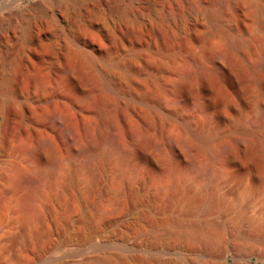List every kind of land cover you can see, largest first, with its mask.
Masks as SVG:
<instances>
[{"label": "rangeland", "instance_id": "374dc122", "mask_svg": "<svg viewBox=\"0 0 264 264\" xmlns=\"http://www.w3.org/2000/svg\"><path fill=\"white\" fill-rule=\"evenodd\" d=\"M219 1L0 0V62H17L0 76V264H264L258 15L240 7L249 46L218 67L227 38L201 17L152 26Z\"/></svg>", "mask_w": 264, "mask_h": 264}, {"label": "bare ground", "instance_id": "6f19581e", "mask_svg": "<svg viewBox=\"0 0 264 264\" xmlns=\"http://www.w3.org/2000/svg\"><path fill=\"white\" fill-rule=\"evenodd\" d=\"M77 1H80V0H77ZM243 5H246L253 12L257 13L259 29L264 30V0H221L215 4L210 3V4H204V5H196V6H192V7L188 8L187 10L184 9L185 11H183V12L181 10V12H179V13L175 12L176 14H169L167 16L162 15V16L156 18V20L154 21L156 23L153 24L152 26H153V28H156V31H162L163 28L168 27V25H171L173 27L174 26L175 27L181 26L184 28V31L190 32L192 30L191 29L192 28L191 21H192L193 17H195V16L201 17L202 20L206 23V26H207L209 32L215 33L217 35H223L227 38V43H226L225 47L222 50L216 52L214 54V56H212L210 58V61H209V62H211L213 67H218V65L221 64L220 62L223 61L225 59V57L227 56L228 51L230 49H232V50L233 49H241V48H247L249 46L248 45L249 43L246 40H244L243 36H241L240 34H234V28H235V23H236L235 19H236L238 13L240 12V7ZM120 17H123V20H129V18H130V17H127L126 13H123V14L120 13ZM138 20L139 19L134 20L132 23L135 27L140 28V27L146 26V23L143 22V20L141 22H140V20L139 21ZM25 39L27 41H29L31 39V36H27V37H25ZM74 40H76V36L74 37ZM87 60H88L87 62L89 63V65L90 64H91V66L93 64L95 65V59L93 57L90 56L87 58ZM128 61H129V59L126 60V62H128ZM123 62H124V60H123ZM260 64L262 66H264V54H262V57L260 59ZM125 65H128V64H125ZM16 67H17V62L15 59L12 60L8 64H3L0 62V76L9 75L12 72V70L15 69ZM113 67L114 68L115 67L121 68V72L119 74L117 73L119 75L118 77L121 80L127 79L126 74L124 73V71H122V69L124 68L123 63L114 64ZM128 67H129V65H128ZM114 76L117 77V75H114ZM114 76L113 77L109 76V78H107L106 82H105V84L111 85V86H109L111 88H113L111 81H113L115 79ZM105 87H106V85H105ZM111 88L108 90H112ZM108 90H107V92H108ZM179 100H177L176 103H178V102L181 103V101H179ZM2 106H3V102H2V100H0V108H2ZM261 115H263V114H261ZM209 127L207 126V127L192 131V135H194V137L200 142L199 144H201L204 148H205V146L210 145L209 143L219 136L218 134H216L215 130L211 129L212 127L211 128H209ZM41 143H43V142H41ZM46 143L47 142L44 143L45 147H46V145H48ZM41 145L43 146V144H41ZM48 148H49V145L47 146V149ZM212 150L213 149H211L209 151V153H210L209 155L211 158L215 159L217 157H216V154L214 153L215 151H212ZM52 151H55L54 148ZM48 153H50V152H48ZM53 153H55V152H53ZM53 153H52V155L50 154L52 156L51 159H54L53 157L55 154H53ZM56 157H57V155H56ZM164 169L167 172H169V175H172V176L176 172V170L174 168H171L168 166H166ZM207 202H209L210 207H212L214 204H216L217 200L215 199V197L212 194H210ZM208 226L214 232H217L219 230V226H216V225L211 226L209 224L204 225V226L200 227L199 229L197 228V230L199 232H200V230H201V232H204V230ZM175 227H177V226H175ZM175 227L173 226V227L169 228L168 230L172 233L173 232L177 233V232H179V229L182 228L181 226H180V228H179V226H178V228H175ZM182 229L185 230L184 228H182ZM181 231L182 230L180 229V233H181ZM189 231H188V233H190L193 230H191L190 232ZM182 232L187 233L186 230L182 231ZM190 235H192V234L190 233ZM131 258L138 259V257L135 255H131ZM139 258H141V257H139ZM154 259H151V260L153 261ZM108 261L109 260H107V259L105 260V262H108ZM155 262L157 264H172L171 261L165 260V259H163V260L157 259Z\"/></svg>", "mask_w": 264, "mask_h": 264}]
</instances>
